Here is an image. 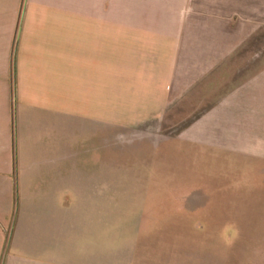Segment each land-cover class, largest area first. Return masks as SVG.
<instances>
[{
    "label": "crops",
    "instance_id": "crops-1",
    "mask_svg": "<svg viewBox=\"0 0 264 264\" xmlns=\"http://www.w3.org/2000/svg\"><path fill=\"white\" fill-rule=\"evenodd\" d=\"M260 26L264 0H0V264H173L152 213L110 210L112 143ZM180 134L264 157V68Z\"/></svg>",
    "mask_w": 264,
    "mask_h": 264
},
{
    "label": "rangeland",
    "instance_id": "rangeland-1",
    "mask_svg": "<svg viewBox=\"0 0 264 264\" xmlns=\"http://www.w3.org/2000/svg\"><path fill=\"white\" fill-rule=\"evenodd\" d=\"M262 68L264 26L172 104L159 124L112 143V163L125 166L107 176L110 210L152 213L144 223L160 230L158 241L169 244L173 264H260L263 259L264 157L218 152L180 134Z\"/></svg>",
    "mask_w": 264,
    "mask_h": 264
},
{
    "label": "trees",
    "instance_id": "trees-1",
    "mask_svg": "<svg viewBox=\"0 0 264 264\" xmlns=\"http://www.w3.org/2000/svg\"><path fill=\"white\" fill-rule=\"evenodd\" d=\"M238 86V85H237Z\"/></svg>",
    "mask_w": 264,
    "mask_h": 264
}]
</instances>
